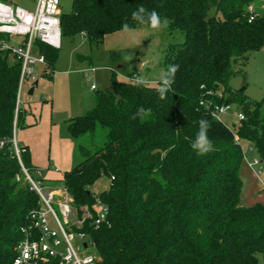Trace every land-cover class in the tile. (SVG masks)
I'll use <instances>...</instances> for the list:
<instances>
[{
	"label": "trees",
	"instance_id": "obj_1",
	"mask_svg": "<svg viewBox=\"0 0 264 264\" xmlns=\"http://www.w3.org/2000/svg\"><path fill=\"white\" fill-rule=\"evenodd\" d=\"M250 1L72 0L71 11H61V39L84 36L91 47L124 24L140 26L131 18L140 6L166 18L169 30L184 33V40L171 42L164 53L165 70L179 65L166 99L159 98L158 84L137 87L132 80L119 81L113 71L111 90L97 92L90 110L68 120L82 159L60 181L73 210L80 215L86 207L91 213L74 230L94 241L99 264H258L260 255L264 259V202H246L241 175L242 141L264 157L261 103L249 100L244 88L228 87L235 74L244 72L249 53L264 48V15L250 20ZM34 43L46 62L42 76H51L59 49ZM20 73L21 63L0 53V139L5 140L0 148V264L16 256L20 228L40 201L26 182L16 181L22 167L10 149L26 111L21 106L16 114ZM203 100L231 104L244 119L229 127L210 115ZM141 107L150 111L134 119ZM201 118L211 125L213 144L202 156L191 147ZM98 132L104 133L102 142ZM21 147V161L34 174L30 153ZM102 175L109 176L110 187L95 194L91 186ZM97 199L109 210L100 226L94 223ZM38 264H58V259Z\"/></svg>",
	"mask_w": 264,
	"mask_h": 264
},
{
	"label": "rangeland",
	"instance_id": "obj_2",
	"mask_svg": "<svg viewBox=\"0 0 264 264\" xmlns=\"http://www.w3.org/2000/svg\"><path fill=\"white\" fill-rule=\"evenodd\" d=\"M2 1L16 4L26 9H34L37 2V0ZM253 5L257 12L264 15V0H256ZM71 9L72 0H62L61 11L69 12ZM213 12L214 10L210 11L211 14ZM183 40L184 33L181 30L171 31L168 27L153 30L146 24L129 27L127 31L123 28L107 33L103 42L95 47H91L84 36L63 37L51 76L41 77L31 95L28 94L31 87L30 81L20 91V104L22 103L21 106L26 109V115L28 116L26 127L30 125L28 123L37 121L35 126H37L36 130L38 131V147L46 160L51 165H56L61 172H64L68 170L69 164L62 165L61 160L65 161L67 159V162L70 161V169L82 159L76 152L75 142L67 130L69 118L76 114L69 110L70 97H79L83 112H87L94 106L97 92L111 90L113 71L116 72V78L119 81L129 80L128 72H134L135 76L143 75L153 81L151 85H157L159 74L165 70L163 60L166 48L171 42ZM80 55L85 58L78 59ZM142 61H144L143 64H141ZM243 70V73L235 74L231 78L228 87L234 91L244 88L249 100L260 102L259 114L264 119V48L261 51L249 53L248 62ZM39 71L41 73V67H39ZM92 84L97 87V90L91 89ZM44 97H46L47 102H43ZM51 99L53 110L50 113L44 108L43 112L41 104L45 105L48 103L50 105ZM41 110L42 115H40ZM84 113H79V115ZM223 119L229 127L239 123L238 118L231 113L224 115ZM18 132L19 129L17 127L15 138ZM97 139V141L102 142L104 133L98 132ZM241 147L247 160L258 157L256 151L250 150L251 145L247 141H242ZM244 163L241 175L244 182L243 195L248 198H245L246 202L252 204L256 201L255 198L264 201V191L260 188V182H264V163L260 165L262 169L261 181L251 172L245 160ZM21 183H25L23 178H21ZM109 187V176L102 175L92 184L91 191L98 194L107 191ZM68 194L67 196H69ZM53 205L58 211L57 204L54 203ZM95 209L97 213H102L101 206L96 205ZM87 211L86 207H82V213L78 215L73 210L68 220L69 231L79 226V221L87 216ZM46 216L50 226L55 228L51 220L52 217L48 214ZM70 236L74 243L80 241V237L76 233H71ZM258 264H264L262 255L258 257Z\"/></svg>",
	"mask_w": 264,
	"mask_h": 264
},
{
	"label": "built area",
	"instance_id": "obj_3",
	"mask_svg": "<svg viewBox=\"0 0 264 264\" xmlns=\"http://www.w3.org/2000/svg\"><path fill=\"white\" fill-rule=\"evenodd\" d=\"M254 1L256 0H251L247 5L250 20L259 13L253 5ZM61 4L62 0H37L34 9H26L0 0V53L8 54L21 63L16 114L22 110V103L20 104L22 87L30 82L32 86L43 77L45 58L36 52L34 42L39 40L54 48L61 46ZM134 77L135 74L128 79L133 81ZM91 88L96 89V86L92 85ZM200 103L218 121L224 122L223 116L229 113L236 116L239 122L244 119V113L234 109L231 104H218L212 100H203ZM235 141L236 143L239 141L237 135ZM11 142L10 149L22 167V176L17 175L16 179L21 181L23 178L29 189L39 195L40 201L39 207L30 213L28 224L20 228L23 239L15 246L16 256L10 264H38L53 258L58 259V264H99L100 256L96 252L94 241L82 231L68 229V220L73 208L67 189L63 187L56 191L47 187L41 179V169H34L37 177L30 173L21 161L23 148L17 142L15 133ZM4 145L5 140L0 139V148ZM244 157L250 170L261 181L260 165L264 163V157H254L252 160H247L245 155ZM262 190L264 191V182ZM54 203L57 204L58 211L54 208ZM96 205L102 207V213H97L94 219L95 225L100 226L106 221L109 210L100 199L96 200ZM47 214L52 217L55 228L50 226ZM86 217H91V213H87ZM85 218L79 221L76 229L81 227ZM71 233H76L80 237L78 243L72 241Z\"/></svg>",
	"mask_w": 264,
	"mask_h": 264
},
{
	"label": "clouds",
	"instance_id": "obj_4",
	"mask_svg": "<svg viewBox=\"0 0 264 264\" xmlns=\"http://www.w3.org/2000/svg\"><path fill=\"white\" fill-rule=\"evenodd\" d=\"M132 20L143 25L147 24L153 30H160L168 26V20L162 19L159 13L155 10L148 11L144 6H140L136 11L131 14ZM123 28L125 31L129 29L128 24H124ZM179 70V65H169L166 70L161 71L158 77L157 92L161 100L166 99L167 93L171 90V86L174 83L175 74ZM133 79V83L137 87H148L153 81L149 80L143 75L136 76ZM146 111L143 107L139 108L134 114L133 118L142 116ZM211 127L207 119L201 118L198 121V131L196 138L191 144L192 149L197 155H206L213 150L212 141L209 139L208 130Z\"/></svg>",
	"mask_w": 264,
	"mask_h": 264
},
{
	"label": "crops",
	"instance_id": "obj_5",
	"mask_svg": "<svg viewBox=\"0 0 264 264\" xmlns=\"http://www.w3.org/2000/svg\"><path fill=\"white\" fill-rule=\"evenodd\" d=\"M143 63H144V61L141 62V64H143ZM92 85H94V84H92ZM93 90H97V87H96V89H93ZM45 98L46 97H44L43 102L44 101L47 102V99H45ZM68 107H69L70 111H72L73 113H76L75 116H73V117L79 116V113H84L83 112V106H82V103L80 102L79 97H74V98L70 97ZM41 108H42L43 112H44V108H45L51 113V110H53L52 99L50 100V105L48 103L45 105L41 104ZM29 110L31 111V109H29ZM42 110L40 112V115H42ZM26 114H27V111L24 112V117H23L22 123L18 127L19 132L17 133L16 140L19 142L20 145L27 147V149L30 153V160H31L32 167L34 169H41L42 170L41 179L45 182V185L51 189L59 191V189L62 188L60 180L63 178L64 173L71 169V168L69 169L71 163H70V161L67 162V159L65 161L61 160L62 165L69 164V166L67 167L68 170L61 172V170L56 165H51L50 162L48 160H46V158L41 153V151L39 150V147H38V145H39V141L37 140L38 131L36 130L37 126H35L37 124V121L35 120V123L34 122L28 123L30 125L26 127V121L28 118V116ZM15 136H16V134H15ZM262 182L263 181L260 182V188L261 189H262ZM261 192H263V191H261ZM243 197H244V199L246 198L245 195H243ZM246 199H248V198H246ZM255 200H258V199L255 198ZM259 201L264 202L263 200H259Z\"/></svg>",
	"mask_w": 264,
	"mask_h": 264
},
{
	"label": "water",
	"instance_id": "obj_6",
	"mask_svg": "<svg viewBox=\"0 0 264 264\" xmlns=\"http://www.w3.org/2000/svg\"><path fill=\"white\" fill-rule=\"evenodd\" d=\"M38 85V81H35L34 84L30 87L28 94L31 95L33 93L34 87Z\"/></svg>",
	"mask_w": 264,
	"mask_h": 264
}]
</instances>
